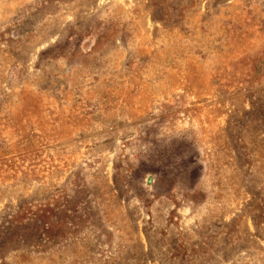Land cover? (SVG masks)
<instances>
[{
  "label": "rangeland",
  "instance_id": "rangeland-1",
  "mask_svg": "<svg viewBox=\"0 0 264 264\" xmlns=\"http://www.w3.org/2000/svg\"><path fill=\"white\" fill-rule=\"evenodd\" d=\"M0 264H264V0H0Z\"/></svg>",
  "mask_w": 264,
  "mask_h": 264
}]
</instances>
